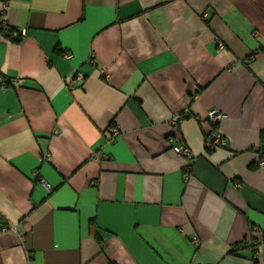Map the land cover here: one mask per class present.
<instances>
[{
  "label": "crops",
  "instance_id": "1",
  "mask_svg": "<svg viewBox=\"0 0 264 264\" xmlns=\"http://www.w3.org/2000/svg\"><path fill=\"white\" fill-rule=\"evenodd\" d=\"M2 7L0 264H264V0Z\"/></svg>",
  "mask_w": 264,
  "mask_h": 264
},
{
  "label": "built area",
  "instance_id": "2",
  "mask_svg": "<svg viewBox=\"0 0 264 264\" xmlns=\"http://www.w3.org/2000/svg\"><path fill=\"white\" fill-rule=\"evenodd\" d=\"M6 7V6H5ZM5 7L0 8V41L3 38H12L13 40H24L26 38V31L25 30H14L9 25L5 18ZM68 59H72V55H67ZM107 77V74H106ZM85 80V75L80 72L76 71L75 74L67 81V86L73 90L78 89L81 87ZM21 84L18 81H11L7 77H5L0 72V91L5 92L10 88H18ZM224 118V114L221 113L218 110H213L208 114L207 120L210 122V124L213 126V129L205 141V147L207 150L213 151L215 149L219 148H227V140L224 137V135L219 131L218 125L221 122V120ZM180 121V117H175L172 119L171 124L177 125ZM120 132L117 126H112L106 134L107 142L110 144L115 143L117 137L119 136ZM173 151L178 154L181 157H184L186 159L192 158V153L189 150V148L185 145H179L173 147ZM46 159H49L48 156H46ZM261 166H264V160L259 161L258 163ZM38 175V174H36ZM46 187L47 184L44 183ZM4 218L0 214V232H5L7 230H13L15 227L9 223H4ZM259 229L257 227H253L251 231V235L244 241V245L249 246L250 248H253L259 241ZM257 236V237H256ZM261 241V240H260ZM195 245L198 246L199 242L198 240L194 241ZM237 246L236 248H238ZM264 247V243H263Z\"/></svg>",
  "mask_w": 264,
  "mask_h": 264
},
{
  "label": "trees",
  "instance_id": "3",
  "mask_svg": "<svg viewBox=\"0 0 264 264\" xmlns=\"http://www.w3.org/2000/svg\"><path fill=\"white\" fill-rule=\"evenodd\" d=\"M211 125V124H210ZM211 131H212V129H213V126L211 125ZM211 133V132H210ZM210 133L208 134V137H209V135H210ZM208 151H210V150H208ZM261 152H262V154L264 155V146L261 148ZM234 253H236V251H233Z\"/></svg>",
  "mask_w": 264,
  "mask_h": 264
}]
</instances>
